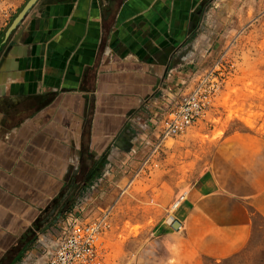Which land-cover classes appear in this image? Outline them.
Instances as JSON below:
<instances>
[{"label":"crops","instance_id":"obj_1","mask_svg":"<svg viewBox=\"0 0 264 264\" xmlns=\"http://www.w3.org/2000/svg\"><path fill=\"white\" fill-rule=\"evenodd\" d=\"M216 5L38 0L5 41L4 30L0 264L38 256L62 204L81 203L90 190L100 210L113 204L119 215L124 203L132 210L136 202L170 205L178 193L172 218L135 254V264L220 263L250 248L257 220L264 223L263 138L224 137L206 170L187 177L190 184L163 163L160 177L154 174L167 138L149 130L154 104L161 105L157 88L192 69L215 42L202 13Z\"/></svg>","mask_w":264,"mask_h":264},{"label":"rangeland","instance_id":"obj_2","mask_svg":"<svg viewBox=\"0 0 264 264\" xmlns=\"http://www.w3.org/2000/svg\"><path fill=\"white\" fill-rule=\"evenodd\" d=\"M214 1L216 7L210 15L204 11L202 21L211 24L210 32L215 42L192 69L183 74H170L165 81L175 98L190 94L200 86L208 96V105L201 117L182 133L167 136L160 147L165 149V154L160 148L157 150L154 162L158 166L154 174L158 178L163 163L164 167H172L171 173L178 181L190 184L192 179L187 180V177L193 174L195 178L206 170L214 147L228 135L252 133L264 140V0ZM26 2L0 0V38ZM208 30L206 25V30L202 28L201 31L207 33ZM160 104H154L157 112L149 129H156L161 135L158 140L164 138L161 122L165 110ZM92 192L90 190L81 203L62 204V214L45 240L42 239L38 256L24 264H47L56 240L65 234L74 219L90 224L104 219L96 241V264H135V254L165 220L172 218L175 200L179 197L178 193L174 194L170 205L136 202L133 210L134 206L127 202L122 204L119 215L112 212L113 204L100 210L101 204ZM138 192L141 193L139 189ZM149 206L153 213L162 212L163 218L146 217ZM165 206L167 212L162 209ZM129 215L132 219L127 217ZM255 226L248 250L228 261L207 264H264V223L257 220ZM130 239L134 240L133 244Z\"/></svg>","mask_w":264,"mask_h":264},{"label":"built area","instance_id":"obj_3","mask_svg":"<svg viewBox=\"0 0 264 264\" xmlns=\"http://www.w3.org/2000/svg\"><path fill=\"white\" fill-rule=\"evenodd\" d=\"M157 90L165 110V118L161 122L163 137L183 132L201 116L208 105V96L201 91L200 86L178 98L170 94L171 89H167L165 83L158 86ZM103 224L104 219L92 224L79 223L74 219L65 234L56 240L47 264H96V241Z\"/></svg>","mask_w":264,"mask_h":264},{"label":"water","instance_id":"obj_4","mask_svg":"<svg viewBox=\"0 0 264 264\" xmlns=\"http://www.w3.org/2000/svg\"><path fill=\"white\" fill-rule=\"evenodd\" d=\"M38 0H27V2L24 4V6L20 9L18 14L15 16V18L12 20V22L9 24V26L6 28L4 32V41L10 36L13 30H15L20 22L24 19V17L28 14V12L32 9V7L36 4Z\"/></svg>","mask_w":264,"mask_h":264},{"label":"bare ground","instance_id":"obj_5","mask_svg":"<svg viewBox=\"0 0 264 264\" xmlns=\"http://www.w3.org/2000/svg\"><path fill=\"white\" fill-rule=\"evenodd\" d=\"M210 94V93H209ZM213 97V96H212ZM201 117V116H200ZM200 121V120H199ZM182 133V132H181ZM185 196V195H184ZM183 199V198H182ZM181 202V201H180Z\"/></svg>","mask_w":264,"mask_h":264}]
</instances>
